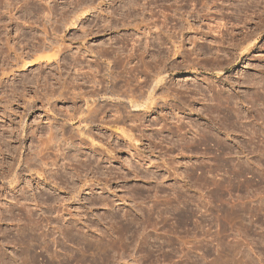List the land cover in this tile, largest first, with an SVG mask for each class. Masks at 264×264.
Here are the masks:
<instances>
[{"label": "rangeland", "instance_id": "374dc122", "mask_svg": "<svg viewBox=\"0 0 264 264\" xmlns=\"http://www.w3.org/2000/svg\"><path fill=\"white\" fill-rule=\"evenodd\" d=\"M263 20L264 0H0V264H264ZM138 60L164 61L151 113L20 161L79 126L62 79L96 74L108 121L127 100L107 81H143Z\"/></svg>", "mask_w": 264, "mask_h": 264}, {"label": "bare ground", "instance_id": "6f19581e", "mask_svg": "<svg viewBox=\"0 0 264 264\" xmlns=\"http://www.w3.org/2000/svg\"><path fill=\"white\" fill-rule=\"evenodd\" d=\"M85 8V7H84ZM262 21V20H261ZM264 21V20H263ZM167 22V21H165ZM164 23V22H163ZM247 23V22H246ZM166 24V23H165ZM262 26V25H261ZM168 28V27H167ZM164 29V27H163ZM170 29V28H169ZM162 30V29H161ZM165 30V29H164ZM168 30V29H167ZM259 30V28H258ZM233 31V30H231ZM222 33V38H220L221 40H223V45L225 43V41L228 39L226 36H228L230 38V42L228 43V47L229 45L231 47H235L236 44H231V42H235L237 41L236 40V37L237 35H233L229 29H226L225 31H221ZM235 33V32H234ZM254 33V32H253ZM169 34L166 32V35ZM244 34V33H243ZM241 34V40L242 42L248 40L249 38H251L253 34L250 35V33H246V35L244 34ZM158 35V34H157ZM165 35V36H166ZM239 35V34H238ZM159 38H160V34L158 35ZM169 35H167L168 37ZM170 37V36H169ZM156 38V37H155ZM154 38V39H155ZM158 38V37H157ZM238 39H240L238 37ZM158 40V39H157ZM161 38H160V41L158 40V42L160 43L161 42ZM156 41V40H155ZM249 41V40H248ZM228 42V41H227ZM240 42V41H239ZM241 42V43H242ZM157 43V44H159ZM162 43V42H161ZM237 43V42H236ZM247 43V42H245ZM163 44V43H162ZM161 45V44H159ZM238 46V44H237ZM227 47V48H228ZM245 49V47H244ZM250 49H247V52L249 51ZM60 51V50H59ZM236 52V51H235ZM246 52V53H247ZM59 55V54H58ZM239 56V55H238ZM229 58V57H228ZM56 61V60H51L50 58H48V60L45 61L46 65H52V63ZM84 60L79 61V60H74V67L76 66H81L80 64L84 63L83 62ZM100 61V60H99ZM104 62V60H102ZM138 61H141L142 64H141V67H142V73L145 75V78L143 81H138L136 84H134L131 80H126L124 81L122 84L121 82H113L112 80L110 81H107V83H111V90H110V93H112L113 95L117 94V95H121L123 96L127 102L125 101H122L120 98L117 100H115L116 102H114V106H115V110H114V114H116V116L114 115L113 116V119L112 120H108L106 121L105 118H104V114L106 113V110L108 109L106 106H104V103H101V102H97V99L96 97H102L104 98V94H107V89L105 88V85L104 84H101V83H104L102 82L101 80H99L97 78V76L93 75L94 78H89L88 80H85L84 84H79V76H76L75 75V78L73 79L74 82L76 83H68L67 79L63 81V79L57 84V85H60L61 88L63 89H68V91L72 90V94H70V96L66 93H64L63 91L59 92L58 95H57V98L58 99H61V101H65L66 103H71V109H72V114H67L65 116V118L68 120V125L70 126H73L74 123H78L79 126L74 129V131L69 129V131L65 128H59L58 129H55L54 126H51L52 128H50L49 130V137H47L46 140H42L40 142V146L39 148L36 150V152L34 153V156H32V159L31 156L28 157V158H23L22 160H20L21 162L27 164L28 166H30V162H34L35 165L37 164H40L41 166L45 165V166H48V161L44 162L42 161L43 159L42 158H47V154L51 155L52 153H49L47 151H54L56 148H57V145L61 144V138L62 137H65L66 134H69L70 137H68V139L66 140V142L68 143V145L70 146H73V147H70L68 146L66 149L71 151L73 149H76L78 151V155L81 154V151L83 149H86L87 146H94V140H93V132H94V129L96 128H100V127H103V123H111V122H114V123H125L129 118L130 119V112L131 110L128 111L129 108H135L134 112L137 111L138 112H143L144 114H148V113H151L153 111V107L152 105H154V102H153V96H152V93L154 92L155 90V87L158 86V84L162 81H164L165 79L159 77L161 76V74L163 73V71L161 70L160 68V64L161 62H164L163 60H159L157 62H154L153 64L152 63H146V62H143V60H138ZM44 62V61H42ZM59 62V61H58ZM95 63V62H94ZM97 63V62H96ZM99 63V62H98ZM102 63V62H101ZM100 63V64H101ZM125 60H115V63H114V68L113 69H116V70H121L119 73H116V72H113L112 71L110 72V67L109 65H107V67L105 66V69L108 70V73L110 74H116V75H120V74H123V73H130L132 72L131 69H128L126 67L127 63L125 64ZM100 64L97 66L95 65V67H99ZM166 65V64H165ZM89 66V65H88ZM99 68H102L101 66ZM99 68H97L99 70ZM89 69H91V64L89 66ZM166 69V67H165ZM82 70V69H81ZM78 71H80V69H78ZM77 71V72H78ZM90 71V70H89ZM92 72L94 70H91ZM97 70H95V72L93 73H96ZM167 71V70H166ZM76 72V73H77ZM98 72H101V71H97V74ZM90 73V72H89ZM88 72L86 73L87 75L89 74ZM92 73V74H93ZM91 74V73H90ZM48 79V76L46 77ZM61 79V78H60ZM153 80H154V85H153ZM87 81L89 83H92V86L87 90H84L86 88V83ZM96 86V87H94ZM98 86V87H97ZM101 86V88L99 87ZM164 88L167 90L166 88V85L164 84L163 85ZM59 87V86H58ZM55 88V87H54ZM57 88V87H56ZM55 88V89H56ZM60 89V87H59ZM145 89H147V92H145ZM58 90V88H57ZM57 90H54L53 89V93L50 95V97H55V93H57L56 91ZM74 92V93H73ZM47 94V93H46ZM69 96V97H68ZM44 97V96H43ZM42 99V98H41ZM99 99V98H98ZM68 100H70V102H67ZM103 100V99H102ZM60 101V100H59ZM111 101V100H110ZM104 102V100L102 101ZM81 103H84L85 104V107H83V105H81ZM129 105V106H128ZM109 106V105H108ZM131 106V107H130ZM156 107V105H155ZM107 108V109H106ZM131 108V109H132ZM220 108V107H219ZM27 109V108H26ZM29 109V108H28ZM218 109V108H217ZM112 111V110H111ZM133 111V110H132ZM222 111V110H221ZM129 114V115H128ZM130 116V117H128ZM135 116V114H134ZM138 116V117H137ZM145 116V115H144ZM136 117L137 119L133 120L136 122V124H138V122L142 125V117H139V115L136 114ZM135 117V118H136ZM229 117V116H228ZM231 117V115H230ZM229 117V118H230ZM107 118V117H106ZM115 118V119H114ZM227 118V117H226ZM225 118V119H226ZM134 119V118H133ZM132 120V118H131ZM130 120V121H131ZM132 121V122H133ZM144 122V121H143ZM134 123V122H133ZM65 125V124H63ZM135 125V124H134ZM21 127V126H20ZM19 127V128H20ZM24 127V126H23ZM54 128V129H53ZM23 129V128H22ZM17 131V129H15ZM15 130H11V131H15ZM9 131V133L11 132ZM35 131H32L31 134L34 135ZM15 134L17 133V136L19 137V143L23 144V140L21 139L20 137V133L19 132H14ZM22 133H23V130H22ZM12 135H13V132H12ZM65 135V136H64ZM27 137V133L25 134L24 138ZM76 140V143L75 141L73 140ZM14 142V141H13ZM96 142V141H95ZM10 143V142H9ZM20 144V145H21ZM9 145V144H8ZM63 145V144H61ZM60 145V147H61ZM66 145V144H64ZM59 147V146H58ZM14 148V147H13ZM20 148V146H19ZM73 148V149H72ZM60 149V148H59ZM58 150V149H57ZM12 153L13 154H16V157L13 158L14 160L16 158H18V147L17 148H14L12 149ZM65 151V150H64ZM68 151V152H69ZM46 152V153H45ZM55 153V152H54ZM27 155V154H26ZM46 157H45V156ZM53 155V154H52ZM28 156V155H27ZM55 156V155H54ZM49 157V156H48ZM67 157V156H66ZM75 157V156H74ZM50 158V157H49ZM77 158V155L76 157ZM48 159V158H47ZM17 160V159H16ZM50 160V159H49ZM52 160V159H51ZM55 161V160H54ZM53 161V162H54ZM52 162V163H53ZM51 163V162H50ZM56 163V162H55ZM34 166V164H31ZM12 165H10L11 167ZM39 166V165H38ZM44 168V167H42ZM46 170V169H45ZM47 172V171H46ZM18 173V172H17ZM16 174V173H15ZM14 178H18L17 177V174L14 176Z\"/></svg>", "mask_w": 264, "mask_h": 264}]
</instances>
